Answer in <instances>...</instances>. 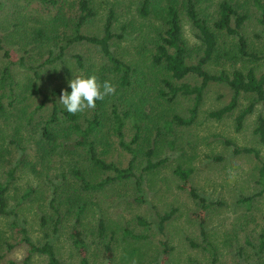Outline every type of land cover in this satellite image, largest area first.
I'll return each mask as SVG.
<instances>
[{
  "label": "rangeland",
  "instance_id": "1",
  "mask_svg": "<svg viewBox=\"0 0 264 264\" xmlns=\"http://www.w3.org/2000/svg\"><path fill=\"white\" fill-rule=\"evenodd\" d=\"M0 1L3 3L0 34L5 35L13 30L5 17L6 10H31L18 5L24 3L22 0ZM138 1L95 0L97 15L81 28L82 33L98 35L101 22L111 10V30L119 37L110 42V50L113 55L134 67L135 75L143 80L137 85V79L134 81L133 76L130 77L132 90L118 89L110 97L116 99L119 110L125 109L123 107L128 103L139 105L142 110L141 114L136 115L137 119L141 118L140 122L137 120L138 127L128 118L122 129L124 141H128L132 135L137 137L132 145L137 150L133 171L142 173V200H135L137 194L132 179L90 192L87 208L77 222L85 243L87 263L264 264V242L260 245L261 235L264 236V191L257 182L258 168L261 162L264 163V144L252 132L254 117L256 113L264 116V107L255 106L244 118L241 128L235 130L234 116L245 106L247 99L239 98L236 107L220 119L211 118L208 112L224 105L229 92L221 85L210 84L190 125L164 127L162 120L169 119L173 114L188 117L192 101L190 97L180 95L166 101L152 90L150 95V90L146 88L150 76L145 66L149 61L148 49L151 47L155 19L141 18L136 13ZM193 1L202 10V15L210 18L219 0ZM228 1L246 15L241 33L248 50L259 56L258 60H248L242 65L253 67L256 74L264 73V18H260L261 9L256 4L258 1L264 7V0ZM31 3V6L36 7L35 1ZM70 9L72 5L68 1L64 10L69 14ZM24 22L28 24L27 20ZM182 33L191 61H194L200 52L184 20ZM9 35L15 38L8 39L7 44L13 42L16 46L5 45L7 55L0 50V69L8 64L15 81L13 90L16 95L9 101L7 89L3 95L1 92L4 89L0 88V183H7V209L14 214L0 216V264H46L42 254H31L26 258L27 246L20 241L21 228L33 243H50L61 264H76L77 252L70 237L74 216L64 211L76 187L69 168L73 163L78 164L79 169L83 168L85 161L81 159L79 150L67 151L58 147L56 151L48 147L46 151L40 149L39 121L47 117L50 106L46 104L30 114L39 102V97L30 95L28 88L24 87L28 73L25 66H40L37 68L39 88L47 93L54 89L64 90L69 85L68 81L77 74L87 76L93 72L98 76L105 73V60L95 46L73 43L63 50L60 58L43 65H40L43 52L39 53L32 47L26 55L23 54L24 64H19L17 58L22 53L16 44L18 37ZM232 45L233 38L230 35L223 34L220 37L222 51L232 50ZM56 54L57 50L54 49L52 56ZM75 55L79 56L81 67L74 61ZM240 64L233 57H222L210 63L207 69L216 72L220 68ZM186 81L193 83L191 79ZM60 94L55 100L62 106L59 103ZM107 105L106 102L108 110ZM25 113L30 117L27 118L30 123L22 118L26 116ZM106 122L111 123L109 115ZM153 122L158 126L154 127ZM115 140L110 136V142H105L104 158L123 167L129 155ZM241 148H252L256 156L253 153H233V149ZM146 149L152 151L149 157L152 162L162 161L156 167L142 172L141 168L145 165L143 152ZM174 167L189 169L190 185L197 194L212 203L204 212L202 227L207 242L214 250V262H211L209 253L202 249L204 243L195 218L197 202L188 195L186 189L180 187V180L172 172ZM101 175L97 173L90 177L91 182L98 180ZM250 196V203L244 201ZM168 211H172L171 216L163 223L160 233L158 216ZM56 217L59 221L54 225ZM99 221L104 228L101 234L97 229ZM124 230L133 235H143L144 238L133 239L124 234ZM109 238L111 258L107 261L103 244ZM160 241L166 243V252L162 250ZM128 253L132 254L128 256Z\"/></svg>",
  "mask_w": 264,
  "mask_h": 264
},
{
  "label": "trees",
  "instance_id": "2",
  "mask_svg": "<svg viewBox=\"0 0 264 264\" xmlns=\"http://www.w3.org/2000/svg\"><path fill=\"white\" fill-rule=\"evenodd\" d=\"M22 1L24 3L18 5L29 8L31 12L24 10H21L24 12L18 10H6L5 12L9 27L12 26L13 30L5 35L4 33L0 34V50H3V54L7 55L8 53L4 49L5 45L16 46L13 42L7 44L8 39L15 38L9 34L18 37L16 44L20 47L22 53L17 58L19 64H24L22 61L23 54L26 55L32 47L39 50V53L43 52L42 62L40 63V65H43L52 63L55 58H60L63 50L68 45L86 43L95 46L100 56L105 60L106 72L98 75L101 81L110 80L116 85V90L127 89V91L132 90L130 88V77L133 76L134 81L137 79V85L143 83V80L135 75V68L113 55L110 50V42L113 38L119 37L111 30L113 16L111 10H108L100 24V33L92 35L82 33L81 28L96 17L95 0ZM32 1L36 2V7L30 5ZM68 1L72 5V9L68 11L69 14L64 10V5ZM196 4L193 0H139L135 6V11L141 18L153 17L155 19L151 47L148 49L149 61L145 66L150 76L146 88L150 90V95L152 90L156 92V95L165 98L166 101L173 100L177 95L190 97L192 103L188 109V117L184 118L173 114L169 119L162 120L164 127L170 128L171 125H190L197 113L206 88L210 84L221 85L229 92L228 101L216 110L209 111L208 116L220 119L236 107L239 98L245 97L247 103L234 116V129L239 130L244 118L253 111L255 106L264 107V73L256 74L253 67L242 65L245 61L248 63V60L259 59L255 52L248 50L247 42L241 33V25L246 15L239 12L228 0H219L215 5L213 16L206 18ZM256 4L261 9L260 18L263 19L264 7L258 4V1ZM2 6L3 3L0 1V11ZM24 20H27L28 24H25ZM183 20L189 26L200 52L194 61H191L188 45L183 37ZM223 34L230 35L233 38L232 47L234 48L232 50L231 48L227 51L221 50L220 37ZM54 49L57 50V54L53 57ZM222 57H226V59L233 57L241 64L230 68L226 66V69L220 68L216 72L207 69L210 63H214ZM73 59L77 65L82 66L79 56L75 55ZM38 67L40 66H25L28 73L26 74L24 87L28 88L30 95L39 97V102L30 114L45 107L46 104L50 106L47 117L39 121L40 149L46 151L48 147L52 148L51 151H56L55 148L58 147L67 151L76 150L75 152H77L79 150L82 155L81 159L85 161L83 168L79 169L76 163H73L69 168L70 174L76 181V187L64 212H71L74 216L70 237L77 252L78 260L76 264H88L85 258V243L81 238V232L77 228V222L87 208V198L90 197V192L108 184L132 179L133 188L138 195H136L135 200L138 202L142 200L140 195L142 173L138 172L136 174L133 171L137 150L132 145L136 142L137 137L132 135L128 141H124L122 130L128 118H131L130 120L135 123V127H138L137 120L140 122L141 118L137 119L136 115L141 114L142 110L139 105L131 103L125 104L126 106L123 107L125 109L119 110L117 103H115L116 99L111 98V100V96H108L103 101H97L96 108L86 110V114L84 112L72 115L63 106H59L55 100L61 91L55 89L47 93L41 91L38 84ZM90 74H93V72ZM186 79L193 80V83L187 82ZM13 85H15V81L11 76L10 68L8 64H4L0 69V88L4 89L1 92L3 95L7 89L6 96L9 101L14 94L16 95ZM64 90L71 91L69 85ZM117 97L119 96L115 98ZM106 102L108 103V110L105 107ZM25 115L27 117L22 116V118L26 120L29 116L27 113ZM108 115L111 120L110 124L106 122ZM103 118L105 121H103ZM29 120L27 119L26 122L30 123ZM153 124L154 127L158 126L155 125V122ZM104 126H106V129H103ZM252 132L264 144V116L259 113H256L254 117ZM110 136H113L114 140L117 141V145L129 155L123 167L114 164L112 161H106L104 158L106 153L105 142H110ZM151 152V149H146L143 152L145 165L141 168L142 172L156 167L162 161L152 162L149 158ZM240 152L253 153L256 156V152L252 148L233 149V153ZM172 172L180 180V187L186 189L188 195L197 202L198 211L195 218L198 222L201 241L204 243L202 249L209 253L211 262H214V250L207 242L202 227L204 212L212 203L197 194L190 185L188 181L189 169L174 167ZM97 173L102 175L98 180L91 182L90 177ZM8 174H10V171ZM257 182L264 191L263 162L258 168ZM7 188V183H0V216L14 214L13 211L7 209ZM83 192H87V194L84 195ZM251 198V196L247 197L244 201L250 203ZM171 213L172 211H168L158 216L157 227L160 233L163 230V223L170 218ZM58 221L59 218L56 217L54 225ZM97 229L101 234L104 229L101 221L98 222ZM20 233V241H23L27 246L26 258L31 254H42L46 258V264H61L50 243L44 241L41 244H36L27 237L24 229L21 228ZM123 233L133 239L144 238L143 235L130 234L127 230H124ZM110 238L103 244L107 261L111 258ZM263 242L264 236L261 235L260 245H263ZM159 244L162 246V250L166 252V243L160 241ZM190 244L195 246L194 243ZM131 254L128 253L127 255Z\"/></svg>",
  "mask_w": 264,
  "mask_h": 264
},
{
  "label": "clouds",
  "instance_id": "3",
  "mask_svg": "<svg viewBox=\"0 0 264 264\" xmlns=\"http://www.w3.org/2000/svg\"><path fill=\"white\" fill-rule=\"evenodd\" d=\"M70 92L61 90L59 103L68 113L76 115L96 108L97 101L115 95L116 85L110 80L101 81L96 74H77L68 81Z\"/></svg>",
  "mask_w": 264,
  "mask_h": 264
}]
</instances>
